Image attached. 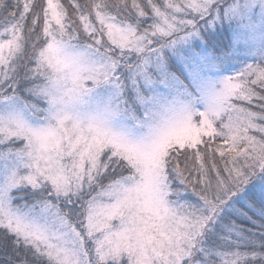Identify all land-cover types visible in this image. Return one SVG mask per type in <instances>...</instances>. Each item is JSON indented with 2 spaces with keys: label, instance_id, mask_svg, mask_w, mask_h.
Returning a JSON list of instances; mask_svg holds the SVG:
<instances>
[{
  "label": "snow or ice",
  "instance_id": "6c2138e0",
  "mask_svg": "<svg viewBox=\"0 0 264 264\" xmlns=\"http://www.w3.org/2000/svg\"><path fill=\"white\" fill-rule=\"evenodd\" d=\"M0 264H264V0H0Z\"/></svg>",
  "mask_w": 264,
  "mask_h": 264
}]
</instances>
